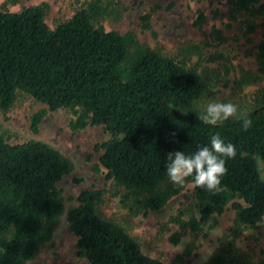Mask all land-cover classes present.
I'll return each instance as SVG.
<instances>
[{
	"label": "trees",
	"instance_id": "trees-1",
	"mask_svg": "<svg viewBox=\"0 0 264 264\" xmlns=\"http://www.w3.org/2000/svg\"><path fill=\"white\" fill-rule=\"evenodd\" d=\"M231 1L244 11L261 2ZM110 6L90 2L55 29L45 21L46 6L0 10V112H8L22 92L51 112H73L74 131L104 127L111 138L98 147L104 151L101 165L107 178L129 193L132 211L164 209L178 192L163 188L170 181L167 154L191 155L219 133L236 147V156L225 158L228 173L220 191L193 186L199 218L183 228L199 233L211 222L214 230L229 206L238 224L258 227L264 220V89L252 111L205 124L194 109L205 95L202 79L184 61L139 44L133 34L107 32L100 22L114 13ZM203 20L201 14L198 23ZM142 21L150 28V15ZM257 48L264 73V41ZM46 114L32 116L34 134ZM244 117L252 121L248 130ZM71 172L69 159L45 142L11 144L0 137V264H28L50 243L52 226L64 211L57 185ZM192 179L186 180L192 184ZM103 194L83 191L68 212L78 255L87 264H164L102 216ZM182 236L175 233L171 242L179 244ZM228 257L223 249L209 264H230Z\"/></svg>",
	"mask_w": 264,
	"mask_h": 264
},
{
	"label": "rangeland",
	"instance_id": "rangeland-1",
	"mask_svg": "<svg viewBox=\"0 0 264 264\" xmlns=\"http://www.w3.org/2000/svg\"><path fill=\"white\" fill-rule=\"evenodd\" d=\"M95 0H0V10L19 13L46 6L45 21L51 29L74 17L80 8ZM111 4L113 14L100 24L107 32L133 34L139 44L177 62L184 61L206 85L203 99L194 109L203 115L213 101L231 102L237 115L256 107L264 89V73L258 63V48L264 41V0L250 11L241 10L231 0H101ZM204 20L199 22L200 15ZM150 15V28L142 18ZM47 111L36 135L32 116ZM75 114L68 110L51 112L28 94L19 92L8 112H0V137L11 144L42 141L64 155L72 172L57 185L64 211L52 226V240L28 264H87L78 255V239L71 231L68 212L78 206L85 190L101 191L99 211L105 219L122 226L143 252L164 264H209L219 251L229 253L230 264H264V220L256 228L236 222L229 206L217 217L214 230L204 226L199 233L184 230L191 218H199L194 187L168 181L163 188L178 192L158 212L132 211L129 193L107 178L101 165L104 151L98 148L111 137L104 127L88 126L74 131ZM215 224V223H214ZM182 233L179 244L171 237Z\"/></svg>",
	"mask_w": 264,
	"mask_h": 264
},
{
	"label": "clouds",
	"instance_id": "clouds-1",
	"mask_svg": "<svg viewBox=\"0 0 264 264\" xmlns=\"http://www.w3.org/2000/svg\"><path fill=\"white\" fill-rule=\"evenodd\" d=\"M238 107L231 102L213 101L207 105L206 111L199 117L207 125L215 126L237 117ZM242 127L248 130L252 121L243 118ZM236 156V147L225 143L219 133L211 137L210 146H202L191 155L177 151L167 154L166 172L170 181L183 186L188 177H192L194 187L206 188L210 192L221 190L222 177L228 173L226 159Z\"/></svg>",
	"mask_w": 264,
	"mask_h": 264
}]
</instances>
